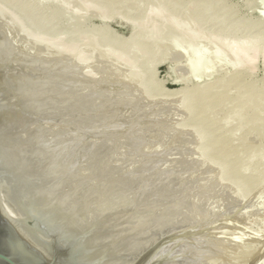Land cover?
Masks as SVG:
<instances>
[{"label": "rangeland", "instance_id": "rangeland-1", "mask_svg": "<svg viewBox=\"0 0 264 264\" xmlns=\"http://www.w3.org/2000/svg\"><path fill=\"white\" fill-rule=\"evenodd\" d=\"M194 1L0 0L6 211L36 191L68 226L95 225L111 248L89 246L111 264L153 250L151 264H264V183L246 194L204 160L178 94L241 71L264 78V33ZM243 2L264 20V0L231 1Z\"/></svg>", "mask_w": 264, "mask_h": 264}, {"label": "bare ground", "instance_id": "bare-ground-1", "mask_svg": "<svg viewBox=\"0 0 264 264\" xmlns=\"http://www.w3.org/2000/svg\"><path fill=\"white\" fill-rule=\"evenodd\" d=\"M125 1L127 0H110V2L104 0L106 5H113L119 8L124 6L123 3ZM179 1L181 4L183 3L182 5H185V2L190 0ZM196 1L197 4L195 5L200 6V9L206 14L211 13L212 15H217L222 12L221 14L226 20L237 22V24L239 23L242 27H248L254 29V31L257 30L260 33H264V20L250 15L245 9L244 2L242 4H234L231 3L232 0ZM129 5L135 8L139 5V2L130 1ZM49 17L51 22H56L58 20V14L56 13H52ZM142 37L146 38L147 36L143 35ZM145 38L144 42L149 43L147 38L146 40ZM141 41L143 40L141 39ZM141 41L138 40L135 41V43L133 42V48H137L138 50L141 48V50L143 49L149 53L151 51V46H148L150 47L149 50H145L146 48H143L144 43L142 42L141 44ZM133 45L131 44L130 46ZM181 93L188 98V101L185 102L186 114H188L187 125L198 135L200 140L205 142L202 146V150H204L203 152L206 155H204V160L207 162L211 161L216 167L226 172L230 171L232 175L231 184L238 186L244 185L247 188L246 194L250 192L249 190L256 187V185L264 183V78L258 79L249 72L241 71L229 76L217 77L207 85L195 87L186 93L181 90L178 91V94ZM218 130L220 132L215 136ZM6 134L9 133L7 132ZM3 135H0V138L2 136V140L0 139L1 142L3 141ZM221 137L224 138V142L221 141L222 143L219 142ZM249 139H252V144L248 142ZM6 142L7 141H5V143ZM220 150L223 151L220 152ZM7 151L10 152L9 150ZM11 156H9L8 160L11 158L13 159V156ZM18 165L19 164H15L14 166L13 164L15 170L16 166L17 169H19ZM25 165L27 166V164ZM25 167H23V169H25ZM25 170L29 169L26 167ZM25 170H22V172ZM19 171H21V168ZM19 171L17 174H20ZM24 173L25 172H23V174ZM34 193L37 194L36 191ZM35 194H33V197L31 196L32 198L29 197L26 200L19 198V201L22 203L20 206L15 205L13 202V204L17 206V209L19 206L21 210V212H16L17 215H14L10 210L6 211L3 206L5 203L2 202L0 196L2 212L10 219L17 218V216L19 218L21 216L22 219L24 215L27 214L28 210H31L37 218H43L42 220L45 222L54 223L57 228L64 229L65 232L68 233V237H71L74 232L76 233V229L70 225L68 226V217L62 215L60 218L54 211V208L51 209L53 211L47 210V207L41 208L38 205V203L41 202ZM16 197L19 196L16 195ZM23 231V233L31 239L37 232V230L34 232L30 228H25ZM88 242L84 245L87 253L88 251H92ZM88 255V258H96L94 252Z\"/></svg>", "mask_w": 264, "mask_h": 264}, {"label": "water", "instance_id": "water-1", "mask_svg": "<svg viewBox=\"0 0 264 264\" xmlns=\"http://www.w3.org/2000/svg\"><path fill=\"white\" fill-rule=\"evenodd\" d=\"M3 177L0 176L2 180ZM38 185L43 192H52ZM18 218V216L8 218L0 206V264H111L112 262V259H107L108 257L88 258V254L93 252L87 253L84 248L88 241H92L90 244L97 252H107L111 248L98 242L95 225L90 226L83 220L80 224L82 229L76 230V233L68 237L64 229L57 228L54 223L45 222L43 218H37L31 210H28L22 219L21 216ZM25 228H30L34 232L37 230L32 239L23 233ZM154 252V250L150 251L142 258L136 259L134 264H151L155 256Z\"/></svg>", "mask_w": 264, "mask_h": 264}]
</instances>
